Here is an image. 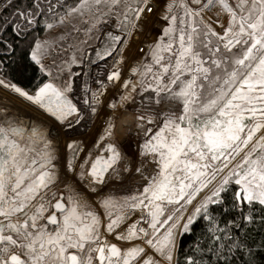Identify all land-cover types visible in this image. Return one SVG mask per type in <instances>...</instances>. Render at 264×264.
I'll return each mask as SVG.
<instances>
[{
  "label": "snow or ice",
  "instance_id": "6c2138e0",
  "mask_svg": "<svg viewBox=\"0 0 264 264\" xmlns=\"http://www.w3.org/2000/svg\"><path fill=\"white\" fill-rule=\"evenodd\" d=\"M0 264H264V0H0Z\"/></svg>",
  "mask_w": 264,
  "mask_h": 264
},
{
  "label": "rangeland",
  "instance_id": "374dc122",
  "mask_svg": "<svg viewBox=\"0 0 264 264\" xmlns=\"http://www.w3.org/2000/svg\"><path fill=\"white\" fill-rule=\"evenodd\" d=\"M207 15H211V13H207ZM139 99V98H138ZM19 110L23 113H25L27 116L33 118V119H36L38 117H40V113L35 109V108H31V107H28L26 105H23V104H20L19 105ZM130 118H133V132H135V121H134V117L137 115L136 112H129L127 114ZM129 139H131L133 142H135V136H130ZM133 146H134V143H133Z\"/></svg>",
  "mask_w": 264,
  "mask_h": 264
},
{
  "label": "trees",
  "instance_id": "16d2710c",
  "mask_svg": "<svg viewBox=\"0 0 264 264\" xmlns=\"http://www.w3.org/2000/svg\"><path fill=\"white\" fill-rule=\"evenodd\" d=\"M69 2H71V0H69ZM202 229L200 228V226L198 225L197 226V233L199 232V231H201Z\"/></svg>",
  "mask_w": 264,
  "mask_h": 264
},
{
  "label": "bare ground",
  "instance_id": "6f19581e",
  "mask_svg": "<svg viewBox=\"0 0 264 264\" xmlns=\"http://www.w3.org/2000/svg\"><path fill=\"white\" fill-rule=\"evenodd\" d=\"M18 103V102H17ZM162 106V105H161Z\"/></svg>",
  "mask_w": 264,
  "mask_h": 264
}]
</instances>
